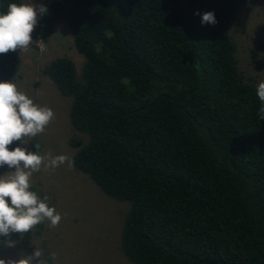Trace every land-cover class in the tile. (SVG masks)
<instances>
[{
    "label": "trees",
    "instance_id": "16d2710c",
    "mask_svg": "<svg viewBox=\"0 0 264 264\" xmlns=\"http://www.w3.org/2000/svg\"><path fill=\"white\" fill-rule=\"evenodd\" d=\"M247 1L41 0L33 40L63 23L82 57L79 72L64 55L41 69L69 101L72 169L127 205L130 264H264V120L228 34ZM18 71L17 50L0 54V82ZM42 230L21 237L52 264Z\"/></svg>",
    "mask_w": 264,
    "mask_h": 264
},
{
    "label": "rangeland",
    "instance_id": "374dc122",
    "mask_svg": "<svg viewBox=\"0 0 264 264\" xmlns=\"http://www.w3.org/2000/svg\"><path fill=\"white\" fill-rule=\"evenodd\" d=\"M25 4L41 5V0H21ZM37 15V20L39 18ZM228 34L236 46L239 71L256 88L264 81V0H248L239 7L231 21ZM32 35V34H31ZM30 50L20 51L19 71L12 80L18 90L26 93L34 103L47 106L54 112V119L43 133L23 138L41 145L40 154L53 157L66 155L71 158L73 149L67 141L75 133L68 121V99L62 98L41 69L53 58L67 56L77 72L82 57L75 53L69 32L63 23H55L46 42L33 40ZM253 49V52L252 50ZM11 82V81H9ZM15 169L0 167V175ZM31 187L43 197L47 195L49 206L61 215L56 227L42 223L41 239L45 243L52 264H130L119 247V234L127 205L102 196L84 175L69 169L67 163L55 169L41 167L30 179ZM14 241V247H6V241ZM40 249L38 241L26 244L20 233L0 236V259L18 260L31 256ZM54 258H53V255ZM37 264V261H33Z\"/></svg>",
    "mask_w": 264,
    "mask_h": 264
},
{
    "label": "clouds",
    "instance_id": "9594fccd",
    "mask_svg": "<svg viewBox=\"0 0 264 264\" xmlns=\"http://www.w3.org/2000/svg\"><path fill=\"white\" fill-rule=\"evenodd\" d=\"M45 5L10 3L7 11L0 13V54L30 50L32 32L37 25V15L46 14ZM201 16V23L215 25L217 23L212 12L194 13ZM256 95L260 101L258 116L264 120V81L260 82ZM54 119V112L47 106L34 103L26 93L18 90L15 83L0 82V167L5 165L15 169L0 175V236L11 233H27L34 226L50 222L51 227L58 226L61 215L55 207L49 206L47 195L41 197L30 191V179L43 166L55 169L67 163L69 169L74 161L66 155L53 157L51 153L41 155L39 144L34 145L37 151H29L25 147L9 150L13 142L26 145L25 137H36L45 131L46 126ZM6 247H14V241H6ZM43 252L36 248L31 256L18 260L5 261L0 264H46ZM53 258L55 254H52Z\"/></svg>",
    "mask_w": 264,
    "mask_h": 264
}]
</instances>
